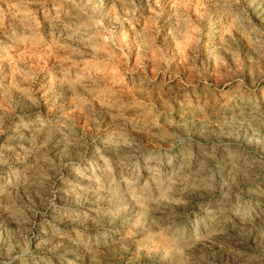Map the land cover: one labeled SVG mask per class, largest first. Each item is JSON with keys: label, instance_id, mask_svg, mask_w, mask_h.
I'll return each mask as SVG.
<instances>
[{"label": "rangeland", "instance_id": "rangeland-1", "mask_svg": "<svg viewBox=\"0 0 264 264\" xmlns=\"http://www.w3.org/2000/svg\"><path fill=\"white\" fill-rule=\"evenodd\" d=\"M0 264H264V0H0Z\"/></svg>", "mask_w": 264, "mask_h": 264}]
</instances>
